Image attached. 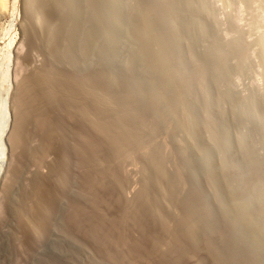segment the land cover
I'll return each instance as SVG.
<instances>
[{"label":"rangeland","instance_id":"obj_1","mask_svg":"<svg viewBox=\"0 0 264 264\" xmlns=\"http://www.w3.org/2000/svg\"><path fill=\"white\" fill-rule=\"evenodd\" d=\"M5 1L0 12V111L5 102L8 125L2 131L0 115V264H8L2 259L3 236L15 229L9 202L17 204V190L28 186L36 169L29 160H21L23 145L12 151L7 140L13 92L31 71L45 66L49 73L83 72L78 86L106 97L109 111L120 108L128 126L140 132L142 147L155 150L163 177L160 193L149 187L151 207L158 208L148 214L149 222L152 227L179 224L182 239L194 249L208 244L205 254L190 255V264H264V0H165L152 7L151 16L145 15L147 22L139 11L114 1L94 10L81 6V0ZM138 24L144 28L139 37ZM53 43L65 58L50 55ZM88 76L96 85L88 84ZM57 126V147L66 149L60 150L64 171L56 173L57 183L60 186V180L63 193L71 194L70 139L62 121ZM47 154L45 163L52 165L56 154ZM141 156L124 163L128 179L121 195L128 200L135 199L151 176L146 153ZM42 165L39 171L44 172L49 165ZM58 201L57 196L51 198L56 205ZM48 208L41 213L48 223L47 228L40 226L41 232H48V227L51 233L65 231L59 226L62 219ZM185 211L191 221L182 218ZM78 238L76 245L82 243L85 257L99 258L86 239ZM158 246L168 249L165 242ZM20 254L13 255L11 264H30V256L22 253L27 260Z\"/></svg>","mask_w":264,"mask_h":264},{"label":"bare ground","instance_id":"obj_2","mask_svg":"<svg viewBox=\"0 0 264 264\" xmlns=\"http://www.w3.org/2000/svg\"><path fill=\"white\" fill-rule=\"evenodd\" d=\"M113 1L129 5L135 11H139L138 13L141 14L143 19L149 12L150 16L153 14L151 11L152 7L162 2L165 3V0H81L80 2L83 4L81 6H86L88 10H94L96 7L100 8L107 4L110 5ZM6 3L7 1L0 0V12L5 9ZM147 19H144V21ZM140 24H138L137 30H135L137 31V37H139L140 31L144 29ZM101 33L105 34V31ZM55 43L57 44V41ZM55 43H53L54 46L50 44V55L55 59L57 58L56 60L63 59L65 52L59 45L56 47ZM77 46H79V42H77ZM91 47L90 49H92ZM45 67L47 68L33 69L34 71H31V74L28 76L29 78L27 77V81L19 82L13 92V122L7 135V140L11 145V150L12 148L20 149V145H23L21 146L22 155L19 150H14V152H17V156H22V158L20 156L21 160L24 158L25 161L26 159L30 161H28L29 164L33 163L36 169L28 177V186L17 190L19 191V195L17 194L19 198L16 200L17 204L14 202L15 205L13 203L11 205L9 202V206L13 207H7L13 212L9 214H12L11 216L15 220L10 221H14L11 224L12 227H10L13 228L14 225L15 229H9L10 232H7L3 236L5 237L3 243L5 247L3 251L4 256H2L4 257L2 258L3 261L11 264L14 258H16H13V255L21 253L20 255L22 256L23 254L30 256L33 261L29 259L30 264H190V255L198 251L200 253L202 251L205 254V250L208 248L204 247L208 246V244L202 245V249L200 248L201 246L197 248L194 246L195 249L193 246L190 247L189 243L185 242L184 238L182 239L183 235H180L182 233L179 224L172 226L168 225L169 222L166 226H162V223L161 225L156 224L155 227H152L153 223L151 220L152 224L149 222L150 215L148 214H155L153 212H156L158 209L153 211V206L151 207L153 203L151 204L150 202L153 200L150 201L149 187L154 190L156 189L157 193H160L161 190L159 191V189H162L161 179L163 177V169L155 159V150L151 149L153 153L152 151L149 152V149L142 147L140 132L134 128L132 129V125L128 126L127 118L120 111V108L117 109V107V110L114 108L109 111V106L111 105L105 100L106 97L93 96L92 93L80 88L78 81L81 80L83 72L80 73L77 70L66 71L64 68L65 73L61 74V71L49 73L48 66ZM90 76H88V80L86 81L91 86L96 85L95 78H89ZM4 80L8 81L7 74L4 76ZM4 103L1 102L2 108L0 111L2 131L7 129L8 125V114ZM144 115L142 114V116ZM145 118L143 117L141 120L146 125ZM61 121L65 125L66 135L70 139V147L68 146L67 152L71 156L69 157L71 160L70 165L74 169V172H71L72 168L70 172L68 171L69 173H73L68 174V176L70 175L69 179H71L69 181L72 182L71 194L63 193L64 190L60 188L61 182L59 180V186L56 178L60 176L56 173L60 174L64 171V169L61 170L63 162H60L63 160V158L61 160V156L64 150L57 147V142H59L57 131L59 130L58 127H60L57 125ZM148 122L150 123V121ZM31 141L33 142L32 144ZM50 152L56 154V161L53 159L54 163L52 165L50 161L49 164L48 162L45 163V157ZM141 152H145L148 157L151 176L148 183L143 182L141 187L138 188L136 195H134L135 199H130V201L124 195V197L121 195V193H124V191L121 192L123 183L125 184L128 179L124 163L127 160L132 161L134 158H141ZM43 162L45 165H49L48 168L45 167V173L39 171L43 166ZM70 165L68 166L69 169ZM66 166H64L65 169ZM54 180H56V183H54ZM7 189L11 191L10 187ZM9 191L7 192L6 190L7 193L5 194H9ZM164 191L162 192L164 193ZM172 195H169L170 198L173 197ZM52 196L59 198L60 202L58 201V205L51 202ZM62 202L64 205H62ZM45 207H49V212L54 213V216L58 217L59 221L62 219L59 226H63L62 228H66L68 232L62 230V232L58 233V230L54 229L57 232L51 233L52 228L50 229V227H48L50 229H48V232H41L40 226L45 225V221H47L41 217V213L44 212L43 209ZM7 208L6 210L10 211ZM9 214L7 213L8 216L6 215L7 219L11 217H9ZM189 217L190 212L188 211L183 214L182 218H187L185 220L191 221ZM62 228L60 227L59 230L61 231ZM73 236H76V238H73ZM78 237L86 239V242L89 243H85L86 246L91 245L94 249L93 251H95L94 253L99 258L96 255L85 257L84 246H81L82 243L81 245L78 244L80 247L76 245L79 241ZM158 242L167 243L168 249L161 251ZM80 249L83 252V255H81L82 259L87 258L86 262H80L82 260L81 257V260H79ZM20 255H18V260H20ZM206 255L208 254L206 253ZM25 256L23 257L26 258ZM90 257H97V261L92 258L90 259ZM28 258L26 259L28 260ZM214 262L216 261L214 260Z\"/></svg>","mask_w":264,"mask_h":264}]
</instances>
